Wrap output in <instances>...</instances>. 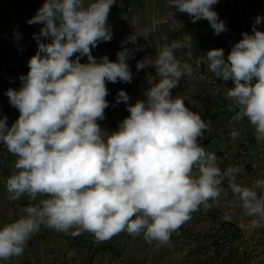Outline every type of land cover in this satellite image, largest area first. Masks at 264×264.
<instances>
[{"label": "clouds", "instance_id": "obj_1", "mask_svg": "<svg viewBox=\"0 0 264 264\" xmlns=\"http://www.w3.org/2000/svg\"><path fill=\"white\" fill-rule=\"evenodd\" d=\"M115 2L44 0L27 21L43 26L33 34L38 47L29 71L19 77L20 88L5 93L19 116L11 126L7 116L0 118V144L16 157L15 171L5 180L9 198H46L0 227L2 261L21 256L41 226L71 235L86 231L98 242L123 231L169 244L201 206L205 211L222 206L225 180L244 215L252 217L251 226L264 225V194L257 192L264 193V179L244 187L235 182L240 167L222 172L215 153L199 143L210 121L173 98L180 79L193 75L191 65L175 56L176 50L191 46V36L164 44L154 61L150 56L137 61L138 71L155 70L146 77L143 98L129 104V95L118 90L116 104L125 103L129 115L115 131L100 126L109 107L106 83H131L127 61L144 47L133 33L121 42L116 61L92 55L99 43L113 38L108 16ZM217 3L169 0L168 7L188 14L193 23L206 20L220 35L228 28L214 10ZM262 22L264 17L257 16L251 34L242 32L227 56L215 48L198 61L217 79L231 81L227 97L235 115L230 122L247 118L257 143H264V31L256 27ZM82 57L87 63H81ZM238 134L231 132L232 138ZM234 214V209L225 212L223 219L230 221Z\"/></svg>", "mask_w": 264, "mask_h": 264}, {"label": "crops", "instance_id": "obj_2", "mask_svg": "<svg viewBox=\"0 0 264 264\" xmlns=\"http://www.w3.org/2000/svg\"><path fill=\"white\" fill-rule=\"evenodd\" d=\"M43 3L44 0H0V97H7L5 93L9 88L19 89V77L29 71L28 61L38 47L33 34H38L43 25H29L27 21ZM168 3L169 0H116L111 6L108 23L112 27L113 38L123 41L133 33L141 36L137 42L144 47L134 51V56L130 58L133 62L137 63L146 56L154 61L164 44L180 39L189 31L186 20L191 19L188 14L169 8ZM214 10L228 28L227 32L216 35L227 56L232 45L242 39V32L251 34L255 18L264 17V0H218ZM200 22L203 20L195 23ZM256 27L264 31V22ZM16 33H19V39ZM128 48L135 49V46L129 43ZM178 51L175 52L176 58ZM105 55L115 61L103 45L93 54L97 58ZM82 59L83 63L87 62V57ZM181 62L191 65L193 75L183 76L172 95L173 98L183 99L190 110L210 121L209 131L199 141L201 146L215 153L222 172L231 166L242 169L236 177L237 184L251 187L257 179H264V159L259 160L260 164L252 160L264 143H257L255 129L247 118L233 122L234 130L239 133L235 138L231 136L232 131L226 133L222 129L221 120L235 115V111L231 110L233 102L227 97L231 81L218 79L215 82V76L206 74L199 64ZM137 82L144 83L145 80L133 76L131 83L122 82L119 87L129 95V104L143 98V94L129 90ZM218 82L220 89L216 88ZM113 105L109 104L105 110L111 117V126L105 128L109 131H115L118 123L129 115L125 103L115 102ZM3 108L2 117L7 116V123L11 126L19 112L10 105L8 97ZM241 147L246 149L245 156L240 154ZM223 152L229 153L228 159L223 158ZM15 161V156L0 149V227L23 216L25 207L34 206L46 198L38 196L32 200L27 194L17 200L9 198L5 180L15 171ZM221 188L222 206L193 212L192 218L180 227L179 235L172 234L169 244L149 243L142 234L133 237L123 231L109 240L98 242L93 234L86 231L71 235L41 226L27 241L21 256L9 261L0 260V264H75L78 261L82 264H211L213 260H218L219 264H247L250 255L264 253V225L251 226L252 217L244 215L227 180ZM257 192L259 195V189ZM233 209L235 214L231 220L223 219L225 212L231 213ZM219 241L230 242L231 247L226 248Z\"/></svg>", "mask_w": 264, "mask_h": 264}, {"label": "built area", "instance_id": "obj_3", "mask_svg": "<svg viewBox=\"0 0 264 264\" xmlns=\"http://www.w3.org/2000/svg\"><path fill=\"white\" fill-rule=\"evenodd\" d=\"M186 24L187 27L189 28V31L187 32L186 35H189L192 37V42H191V46L190 47H185V48H181L179 49L178 53H177V58L180 61H191V62H195L197 64H199L200 67H202L203 71L208 73H211L208 69V66L205 64H201L199 63V58L200 56L204 55L208 50L210 49H215V48H221L216 35L214 34L213 29L210 27L209 23L206 20H203V22H200L199 24L197 23H193L191 20H186ZM121 42L119 41L117 38H112L111 41L109 42H102L99 43L98 46L94 49H92V55L98 50V48L100 46H104L107 51L115 58V61L117 59V52L121 49ZM128 47V45H126ZM74 58V57H73ZM83 59L81 58V63H83L82 61ZM87 63V62H85ZM127 63L129 64L130 70L133 74V76L142 78L145 80L144 83L141 82H137L132 84L129 87L130 92L133 93H141L143 94L144 90L147 89L149 87V85L147 84L146 81V77L151 74V75H155V70L153 68H148V69H142V70H137L136 68V63L133 62L132 60H128ZM215 82H217V78L214 77L213 79ZM122 82H117V83H106V86L109 90V95L106 97V99L109 101L110 105H113L116 100V96L118 93V90H120V86H121ZM230 86L232 87V84L230 83ZM221 84L218 82L216 84V88L220 89ZM174 90V89H173ZM172 90V92H173ZM6 96H1L0 97V118H2L3 114H4V106H5V102H6ZM219 100V98H218ZM231 119L228 117H224L221 120V125H222V129L224 132L229 133L231 131H233L235 129V125L233 122H230ZM98 123L100 124V126L102 128H107L109 126H111V117L108 116L105 113V119L102 121H98ZM246 138H248V136H246ZM0 149L7 151L2 144H0ZM246 149L245 147H241L240 149V154L241 155H246ZM229 153L228 152H223V158L224 159H228L229 158ZM264 159V147L260 146L258 149V153L253 157V161L254 162H258V164H260V161ZM260 160V161H259ZM260 194H264L262 193V191L259 189ZM204 208L203 206H201L199 211H196L197 213L203 212ZM183 229H185V227H183ZM240 234V233H239ZM241 239V237H240ZM221 244H223L226 248H230L231 247V243L230 242H221L219 241ZM211 264H219L218 260H213L210 262ZM75 264H82L80 261L76 262ZM247 264H264V253H256L253 255H250L247 258Z\"/></svg>", "mask_w": 264, "mask_h": 264}]
</instances>
